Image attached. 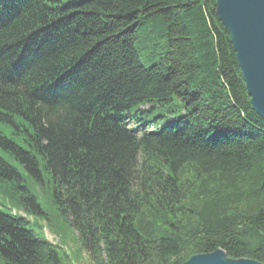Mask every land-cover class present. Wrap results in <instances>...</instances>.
I'll use <instances>...</instances> for the list:
<instances>
[{
    "label": "trees",
    "instance_id": "1",
    "mask_svg": "<svg viewBox=\"0 0 264 264\" xmlns=\"http://www.w3.org/2000/svg\"><path fill=\"white\" fill-rule=\"evenodd\" d=\"M216 1L0 0V197L41 216L0 211L1 264H66L56 219L91 264H264V119Z\"/></svg>",
    "mask_w": 264,
    "mask_h": 264
},
{
    "label": "water",
    "instance_id": "2",
    "mask_svg": "<svg viewBox=\"0 0 264 264\" xmlns=\"http://www.w3.org/2000/svg\"><path fill=\"white\" fill-rule=\"evenodd\" d=\"M216 15L230 37L251 108L264 119V0H217ZM182 264L260 263L227 260L224 252L217 250L192 256Z\"/></svg>",
    "mask_w": 264,
    "mask_h": 264
},
{
    "label": "rangeland",
    "instance_id": "3",
    "mask_svg": "<svg viewBox=\"0 0 264 264\" xmlns=\"http://www.w3.org/2000/svg\"><path fill=\"white\" fill-rule=\"evenodd\" d=\"M128 126L132 128V123L128 122ZM46 178V182H48ZM33 183L39 184L36 180L31 178ZM47 186V185H46ZM12 210H17L16 208H10L7 202L0 197V211L4 213H11ZM52 210V209H50ZM55 212H49V216H54ZM41 216L33 217L34 220H38ZM37 236L41 239H47L49 242H52L59 247L64 248V252L67 256V263L66 264H91V261L86 254V252L80 251L78 246L76 233L65 224L61 219L55 220V227L54 229L44 228V230H40L36 227L33 228ZM61 238V241L59 239ZM1 264V262H0Z\"/></svg>",
    "mask_w": 264,
    "mask_h": 264
},
{
    "label": "bare ground",
    "instance_id": "4",
    "mask_svg": "<svg viewBox=\"0 0 264 264\" xmlns=\"http://www.w3.org/2000/svg\"><path fill=\"white\" fill-rule=\"evenodd\" d=\"M242 52H243V50H242ZM240 55H241V51H240ZM262 118V117H261Z\"/></svg>",
    "mask_w": 264,
    "mask_h": 264
}]
</instances>
